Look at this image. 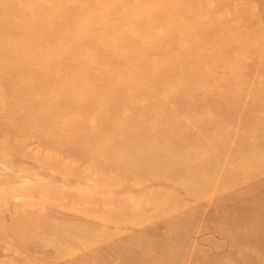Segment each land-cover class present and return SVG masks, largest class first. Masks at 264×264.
<instances>
[{"label": "rangeland", "instance_id": "1", "mask_svg": "<svg viewBox=\"0 0 264 264\" xmlns=\"http://www.w3.org/2000/svg\"><path fill=\"white\" fill-rule=\"evenodd\" d=\"M0 264H264V0H0Z\"/></svg>", "mask_w": 264, "mask_h": 264}]
</instances>
